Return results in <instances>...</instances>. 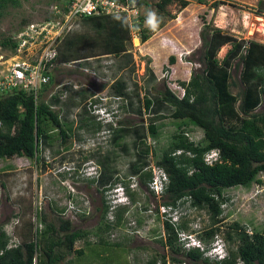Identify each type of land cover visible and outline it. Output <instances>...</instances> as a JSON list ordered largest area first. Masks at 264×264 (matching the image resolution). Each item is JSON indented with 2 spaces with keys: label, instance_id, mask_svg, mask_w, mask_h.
Listing matches in <instances>:
<instances>
[{
  "label": "rangeland",
  "instance_id": "rangeland-1",
  "mask_svg": "<svg viewBox=\"0 0 264 264\" xmlns=\"http://www.w3.org/2000/svg\"><path fill=\"white\" fill-rule=\"evenodd\" d=\"M259 1L172 0L161 12L155 6L160 0H143L138 5L136 16L144 19L143 26L147 30L145 35L148 36L145 42L140 40V31H133L127 43L126 55H100L84 62L59 64L49 69L47 72L53 81L47 86L42 98L53 111L58 112L63 123L72 125L73 136L66 144H61L59 140L52 146L41 144L40 161L37 164L16 157L0 160V227L4 226L6 232L10 230L16 242L28 241L33 238L35 228L43 229L41 219L36 220V211L45 216L47 223L58 225V213L54 210L63 209L64 220H70L74 229L89 233L85 240L75 244V249L84 247L88 241L96 243L99 240L98 234L107 235L100 233L99 228L106 222H115L120 209L102 221L103 200L104 197L109 200L110 193L103 191L99 185H89L77 177V172L68 171L82 165L85 162L84 155L96 166L99 163L95 157L106 156L110 159V169L112 167L111 181L115 176L125 181L134 180L129 168L137 149L133 131L137 128L139 133L145 135V143L151 147V151H156L157 158L168 146L180 122L171 118L173 109L169 106L154 111L157 107L154 105L150 112L141 110L139 114L138 109L143 107L144 98L157 99L165 88L181 97L180 83L188 82L194 70L201 71L200 65L203 68L199 62L203 53L200 37L206 25L208 28L220 29L237 41H255L264 45V13L258 11ZM184 2L186 5H183ZM66 3L67 0H16L15 5L8 4L0 14V40L13 38L31 24L46 21L52 17L54 6L61 7ZM149 12L155 13V28L147 24ZM73 28L71 34H83L88 39H97L94 29H90L81 20H77ZM135 39L139 41L137 46ZM229 48L222 47L217 58L222 60ZM28 53L36 55L35 49L28 50ZM14 54L10 48L0 46V78L7 75L16 63H22L27 58ZM170 58L174 59L173 64ZM240 69L236 73L232 71V81L236 86L231 87L230 91L234 95L242 87L239 85ZM117 82L125 83L129 99L115 96L113 84ZM97 96L103 100L100 103L105 109H111L113 126L118 127L122 123L123 128L130 130L121 140L120 148L106 143L99 149L96 136L90 131L94 130L97 121V116L93 115ZM55 98L58 99L57 103ZM122 105L124 108H121ZM254 113H264V99ZM157 115L166 118L156 123L158 136L152 138L148 136L146 128L149 119ZM87 118L91 121H86ZM80 125L82 129H79ZM183 129L189 140L195 143L202 141L203 133L200 129L191 125ZM153 156L148 158L149 166L154 165L156 159ZM257 178L261 184L252 183L247 188L236 187L224 191L228 202L222 208L221 229L234 222L245 227L249 234L264 228V174H259ZM109 182L105 186L107 190ZM69 190L83 195L85 203L69 202ZM122 201H126L125 198ZM164 201V197L152 196L138 188L134 201L128 199V211L120 218L119 226L105 237L107 244L97 242L86 248L82 256L76 253L65 254V260L60 264H69L67 261L70 264H147L152 259L160 261L161 256H166L170 264H173L172 257L180 259L184 264H201L183 255H176L165 246L163 213L167 209L163 206ZM174 213L177 224L185 223L188 231L195 229L203 232L209 224L205 212L193 210L187 203L178 207ZM9 224L11 228H8ZM219 236L223 237V233ZM200 241L202 247H211V241ZM117 244L118 247L113 246ZM226 246L235 247L228 243ZM210 263L213 264L212 260Z\"/></svg>",
  "mask_w": 264,
  "mask_h": 264
},
{
  "label": "trees",
  "instance_id": "trees-1",
  "mask_svg": "<svg viewBox=\"0 0 264 264\" xmlns=\"http://www.w3.org/2000/svg\"><path fill=\"white\" fill-rule=\"evenodd\" d=\"M71 1L67 0V3L61 7L56 6L58 11L66 12ZM137 1L138 4L143 2V0ZM171 1L160 0L155 6L163 12ZM8 4L15 5L16 0H0V14ZM183 5L186 3L184 2ZM257 5L258 11L264 13V1L260 0ZM51 16L48 19L54 20L60 17L53 12ZM79 20L87 24L90 29H94L97 39H88L83 34H71L73 31L64 35L56 44L55 58L50 60L54 66L84 62L100 55L116 57L126 55L127 43L130 42L133 31L141 32L139 34L141 42L148 39L142 17L134 19L131 23L126 19L111 16ZM200 38L203 53L199 62L203 68L200 65L201 71L194 70L188 82L180 83L184 90L183 97L179 98L170 89L165 88L157 99L145 97L143 107L138 109L140 114L141 110L150 112L154 105H157L154 111L169 106L173 109L171 118L180 122L168 146L157 158L156 151H151V147L145 143V135L139 133L137 128L133 131L137 139V149L135 159L130 163L131 173L138 176L142 187H147L153 177L147 161L150 155H154L153 158L156 159L154 166L161 169L169 181L162 196L165 200L163 205L178 208L187 203L191 209L205 212L209 224L204 227L200 239L209 242L223 233L221 238L225 245L226 243L235 245L234 248L226 246L227 257L222 261H212L213 264H236L238 261L242 264H264V228L249 234L245 227L234 222L221 229L222 208L228 202L224 191L236 187L247 188L252 183H262L257 176L264 174V113H254V111L264 99V45L255 41H237L220 29L208 28L207 25ZM0 46L10 48L11 51L16 48L11 38L0 40ZM224 46L230 48L222 60H219L217 55ZM170 63H174L173 58H170ZM48 67L49 65L47 69ZM239 68H241L239 85L242 87L238 94L234 95L230 91L231 87L236 86L232 77L233 72L236 73ZM45 74L49 75L50 84L53 77L50 73ZM49 84L41 86L36 103L34 95L21 86L0 89V159L18 157L38 163L41 144L52 146L58 140L61 144H66L73 136L72 125L63 123L58 112L53 111L42 98ZM113 88L115 95L129 99L124 82L113 84ZM54 101L57 103L58 99L55 98ZM164 118L166 117L163 115H157L149 119L146 128L148 136L157 138L156 123ZM87 120L91 121L89 118ZM94 125V130L90 131L92 134H98L100 126L98 123ZM118 125L116 129H111V142L113 147L120 148L121 140L130 130L123 128L121 123ZM190 125L202 131L201 142L195 143L189 140L183 128ZM79 129H82V125ZM212 150L218 151L219 158L209 164L204 157ZM83 157L84 160L88 159L85 155ZM108 162V158H104L102 162L103 174L99 179L101 186L103 182L108 183L111 180ZM94 182L92 180L88 184ZM128 196L134 201V193L128 192ZM54 211L59 214L56 217L58 225L47 223L45 216L40 214L38 218L41 216L43 230L36 231L35 240L31 238L23 241L14 248H7L8 237L1 226L0 264H60L65 260V254L76 253L82 256L84 250L91 245L107 244L106 239L99 238L98 243L88 241L83 249H75V244L85 240L89 233L74 229L70 220H64L63 209ZM106 211L107 207L104 206L103 216ZM103 226L101 230L104 232L111 228L105 223ZM186 229L185 223L174 225L166 220L165 246L174 254L183 255L194 263L211 264L200 250L183 251L178 246L177 231ZM113 246L118 247V244ZM100 255L99 252V257ZM171 260L174 264L182 263L175 257ZM158 261L152 259L147 264H157ZM67 262L70 264V261ZM160 262L165 264V256H161Z\"/></svg>",
  "mask_w": 264,
  "mask_h": 264
},
{
  "label": "clouds",
  "instance_id": "clouds-1",
  "mask_svg": "<svg viewBox=\"0 0 264 264\" xmlns=\"http://www.w3.org/2000/svg\"><path fill=\"white\" fill-rule=\"evenodd\" d=\"M46 20H48V19H46ZM147 24L150 27H152V28H155L157 26V19H156L155 13H152V12L148 13ZM23 30L24 29L20 30L18 33L22 32ZM18 33H16L15 36ZM14 37L11 38L13 42H14ZM14 51H15V49H14ZM14 51H12V52H14ZM77 62H79V61H77ZM181 90H182V95L179 98H182L183 95H184V90L182 88H181ZM115 96L117 98H119V99H122V97H118L117 95H115ZM102 101L103 100L100 99L97 96L95 98V101H94L95 104L93 106L94 107L93 115L97 116V121H95V122L98 123L99 126H100L99 132H98V134L96 136V139H97V142H98L97 146L99 148L103 144L112 143L111 142V138H112L111 137V133H112L111 129H116L117 128V127L113 126L114 120H113V117H112L113 114H112L111 109H105V107H103L101 105V103H100ZM121 107L123 108V105ZM121 125H122V123H121ZM118 127H119V125H118ZM40 147H41V145L39 146V148ZM13 158H15V157H13ZM16 158H18V157H16ZM105 158H108V157H105ZM218 158H219V155H218V151L217 150H212V151L208 152L205 155V157H204L205 161L207 163H209V164H212L213 162H216L218 160ZM9 159H12V158H9ZM24 159H26V158H24ZM0 160H2V159H0ZM3 160H6V158L3 159ZM26 160H28V159H26ZM32 161H34V160H32ZM109 162H110V159H109ZM36 164H37V162H36ZM109 167H110V165H109ZM102 168L103 167L101 165L99 166V164H98V166H96L92 162V160H90V161L89 160H85V162L82 165H80L77 169H75V168L70 169V171H68V173H70L71 171L77 172V174H78L77 177H81L82 180L86 181L87 183H89L90 181L94 180L95 182L90 184V185H93V186L99 185L100 187L103 188L102 189L103 191L110 193L109 194L110 199L106 200V197H104V200H103V202H104L103 204L104 205H103V209H102V215H103V211H104V206L107 207L106 214L103 216L104 218H106L107 215H110V216L114 215V211L117 210V209H120L119 211H121V213H120L121 215H119V216L116 215L117 219L115 220V222L111 221L110 223L109 222L108 223L106 222L107 224L105 223V225H110L112 229L110 228L109 231L104 232V231L100 230L102 228H99L100 233H107V235L106 234L105 235H99L98 234V237L106 239L105 237L110 234V231L115 229V227L119 226L120 221H121V219L123 217V214L128 211L127 210V206L129 205L128 199H130V197L128 196V192L132 193V194L134 193V195H135L136 190L139 188L140 190L141 189L146 190L152 196L162 197L163 194H164L165 189L168 186L169 181H168V177L166 176V174L161 169L156 168L153 165V166H149L148 167L149 169L152 170L153 177H152V180L148 182L147 187H142L139 184L138 176L132 174L131 178H133L134 180H126L125 181L123 179H118V176H115L112 179V181L109 180L110 181L109 182V187H108L109 189L107 190V187H105L107 185V183L105 184L103 182V184L101 186V184L99 182V179H100L101 175L103 174ZM129 168H130V164H129ZM111 169H112V167H111ZM155 182H156V186H157L158 190H156L155 187H154ZM82 196L83 195H79V194L75 193L72 190H69V192H68V200H69V202L75 201L77 203H79V202L80 203H85V199ZM123 198H125L126 201H122ZM164 208L167 209V212L163 213L164 214V219H165L163 221V226H164V222L166 220H169V223H171V224L177 225V222L175 220L176 219L175 218L176 214L174 212L178 208H172V207H167V206H164ZM117 214H119V213H117ZM37 215L39 216L40 213H37V211H36V220L38 219ZM64 215H65V210L62 213V217ZM40 218H41V216H40ZM104 218L102 219V221H105ZM117 221H119V224H117ZM41 223H42V221H41ZM16 225H17V223L14 225V227H16ZM7 226H9L8 228L12 227V226H10V224L7 225ZM38 229L39 228H35L33 230V232H34L33 233V240H35L36 231L40 232V231L43 230L42 227H40L41 230H38ZM103 229H104V226H103ZM3 230H4V226H3ZM4 231L6 233V236L8 237V247L7 248L10 249V248L17 247L18 245H20L23 242V241L22 242H18V240L16 242V239H15L14 235L10 232V230L7 231V232H6V230H4ZM200 233L202 234L203 232H200V230H195V229H192L190 231H188V230L177 231V239H178L177 240V244H178V246L183 251H189V250H193V249H198V250H200L203 253L204 257L208 258L210 261L211 260L212 261H222V260H224L227 257L228 253H227L226 245H225L223 239L221 237H215L213 240H211V247H209V248L202 247V245H201L202 241H200L201 240L200 239ZM100 236H102V237H100ZM185 245H189V248L188 249L185 248L184 247ZM159 263H161V262L158 261L157 264H159ZM165 264H167L166 259H165ZM181 264H184V263L182 262ZM236 264H242V263L240 261H238Z\"/></svg>",
  "mask_w": 264,
  "mask_h": 264
},
{
  "label": "built area",
  "instance_id": "built-area-1",
  "mask_svg": "<svg viewBox=\"0 0 264 264\" xmlns=\"http://www.w3.org/2000/svg\"><path fill=\"white\" fill-rule=\"evenodd\" d=\"M138 5L137 0H72L66 12L58 11L54 6L53 13L60 15L59 18L31 24L28 29L14 37L16 44L14 55L27 58L23 59L22 63H16L7 75L0 78V89L21 86L34 95L35 103L38 102L41 86L48 84L50 80L49 75L45 73H49L47 71L54 66L50 60L57 54L56 44L60 38L74 29L77 20L111 16L126 19L131 23L137 18ZM30 49H35L36 55H29ZM154 187L158 190L156 182ZM184 247L188 249L189 245Z\"/></svg>",
  "mask_w": 264,
  "mask_h": 264
},
{
  "label": "flooded vegetation",
  "instance_id": "flooded-vegetation-1",
  "mask_svg": "<svg viewBox=\"0 0 264 264\" xmlns=\"http://www.w3.org/2000/svg\"><path fill=\"white\" fill-rule=\"evenodd\" d=\"M96 134V133H95ZM94 134V135H95ZM97 135V134H96ZM106 157V156H105ZM105 157H101V156H96L95 158V160L99 163V165H101L102 166V162H104V158ZM90 161V160H89Z\"/></svg>",
  "mask_w": 264,
  "mask_h": 264
},
{
  "label": "bare ground",
  "instance_id": "bare-ground-1",
  "mask_svg": "<svg viewBox=\"0 0 264 264\" xmlns=\"http://www.w3.org/2000/svg\"><path fill=\"white\" fill-rule=\"evenodd\" d=\"M135 45L137 46L139 41L137 39L134 40Z\"/></svg>",
  "mask_w": 264,
  "mask_h": 264
}]
</instances>
